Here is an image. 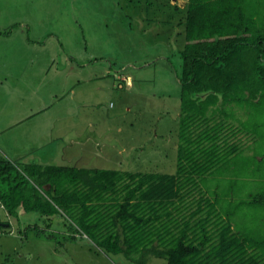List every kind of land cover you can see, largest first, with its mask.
<instances>
[{
    "label": "rangeland",
    "instance_id": "obj_1",
    "mask_svg": "<svg viewBox=\"0 0 264 264\" xmlns=\"http://www.w3.org/2000/svg\"><path fill=\"white\" fill-rule=\"evenodd\" d=\"M185 4L0 0V33L25 32L34 43L30 78V54L11 50L16 36L0 55V143L37 164L175 174L181 114L177 74L184 43L183 11L175 7ZM242 142L250 141L243 137ZM31 147L38 148L27 155ZM263 148L260 137L237 155L242 166L257 169V177L205 175L202 181L208 197L235 216L236 230L257 238H264V208L242 203L264 192V157L256 158ZM0 217L6 219L1 209ZM21 222L13 220L3 230L0 264H24L18 257L31 251L40 253L37 264H136L125 254H97L88 239L69 240L63 217L51 231L39 213H24ZM53 251L59 254L52 257ZM148 264L168 262L150 258Z\"/></svg>",
    "mask_w": 264,
    "mask_h": 264
},
{
    "label": "trees",
    "instance_id": "obj_2",
    "mask_svg": "<svg viewBox=\"0 0 264 264\" xmlns=\"http://www.w3.org/2000/svg\"><path fill=\"white\" fill-rule=\"evenodd\" d=\"M184 1L175 7L184 29L177 172L16 163L0 155V220L9 224L0 231L20 223L23 210L39 213L48 228L63 217L69 240L88 239L136 264H264V238L238 232L232 212L202 188L205 175L257 177L237 155L264 140V0ZM263 157L264 148L256 154ZM263 202L264 192L242 205Z\"/></svg>",
    "mask_w": 264,
    "mask_h": 264
},
{
    "label": "crops",
    "instance_id": "obj_3",
    "mask_svg": "<svg viewBox=\"0 0 264 264\" xmlns=\"http://www.w3.org/2000/svg\"><path fill=\"white\" fill-rule=\"evenodd\" d=\"M15 36L17 37V38H15ZM15 38V39H14ZM16 40V41H14L13 43H12V46L13 45H16V46H14V48H12L11 50L12 51H15L14 49H16L18 52L19 51H21V52H28L29 54H30V60H29V62L28 63H30L29 64V66H30V68H28V74H29V78H30V76H31V69H32V65H33V63H34V59H33V56H32V54H31V52H32V50L34 49V43L33 42H31V41H29L28 39H26L25 38V32L24 33H22V34H20V33H16L15 32V30L13 31V30H11V32L8 34V35H3V34H0V55H1V53L2 52H6V48H7V46H9V43L8 42H10L11 40ZM1 57V56H0ZM21 62H17V64H20ZM1 64H3V63H1L0 62V65ZM36 64V63H35ZM2 66V65H1ZM2 68H3V66H2ZM29 71H30V73H29ZM30 83H32V80H31V82ZM30 85V84H29ZM32 86V85H31ZM30 115H29V117L30 116H33L32 115V113H29ZM34 117V116H33ZM38 131H37V134H38V136H39V127H38V129H37ZM7 147V146H6ZM36 148H38V147H36ZM36 148H30V149H28L27 150V155H30V154H32V153H34L35 152V150H36ZM30 153V154H29ZM0 155H2V156H4L5 158H7V159H9V160H11V161H14V162H16V163H36V162H30L29 161V158L26 156V155H22L20 152H18V151H14V152H11V150H9V148L7 147V148H5V143H3V144H1L0 143ZM40 164V163H39ZM43 165H45V164H43ZM60 166V165H59ZM260 207H262V208H264V202H263V204L261 203L260 204ZM20 218L22 219V217H23V214H24V211L23 210H20ZM56 222V221H55ZM54 222V223H55ZM22 223V222H21ZM53 223V224H54ZM52 224V225H53ZM241 224V223H240ZM52 227V226H51ZM50 227V229H49V231H51V228ZM264 227V226H263ZM29 228L30 229H32V230H34L35 229V225L34 224H30L29 225ZM2 232L3 231H0V239L2 238V237H4V235H1L2 234ZM20 235H21V238L23 237V233L21 232L20 233ZM12 242H15V240H13ZM95 246V245H94ZM96 247V246H95ZM97 248V247H96ZM3 250V249H2ZM2 250L0 251V253L2 252ZM90 251H93L92 249H89ZM95 252L98 254V252H101L98 248H97V250H95ZM1 254H4V253H1ZM57 254H59L58 252H55V251H53V252H51V256L52 257H55ZM8 257V256H7ZM39 258H40V253H34V252H27V253H22L19 257H18V260H20V261H24L25 263L24 264H35L34 262L36 261V264H37V260H39ZM9 259V258H8ZM8 259H2V260H6V263H7V260ZM1 260V261H2Z\"/></svg>",
    "mask_w": 264,
    "mask_h": 264
},
{
    "label": "water",
    "instance_id": "obj_4",
    "mask_svg": "<svg viewBox=\"0 0 264 264\" xmlns=\"http://www.w3.org/2000/svg\"><path fill=\"white\" fill-rule=\"evenodd\" d=\"M9 224H6V223H3L1 220H0V227H8Z\"/></svg>",
    "mask_w": 264,
    "mask_h": 264
}]
</instances>
